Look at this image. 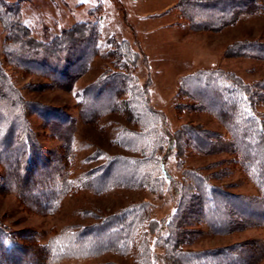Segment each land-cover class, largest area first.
<instances>
[{"label":"rangeland","instance_id":"obj_1","mask_svg":"<svg viewBox=\"0 0 264 264\" xmlns=\"http://www.w3.org/2000/svg\"><path fill=\"white\" fill-rule=\"evenodd\" d=\"M5 1L19 3L23 22L35 38L43 41L51 40L77 22H94L100 32L98 52L87 60L86 69L67 84H49L38 73L14 69L2 62L26 102L57 109L58 115L45 119L30 105L26 108V119L40 155L49 161V166H54L52 162L58 155L65 154L66 179L72 185L69 192L57 196L50 212L31 210L15 192L0 187V223L8 230L19 233L25 241L36 235L38 243L54 245L53 249L64 254L55 264H145V249L152 264H168L162 240L167 230L162 231L160 226L178 211V198L183 193L179 186L189 181L190 170L230 193L257 194L256 187L227 150L229 137L223 125L211 112L199 109L198 101L188 93L192 88L186 87V76L217 70L240 78L253 86L252 90H257L255 84H264L263 56L231 53L234 44L243 41L264 45L263 0H252L235 24L216 32L192 29L177 7L180 0ZM4 37L0 25V61H4ZM121 41L128 44L136 58L126 73L139 90V98L161 115L162 123L159 115H147L142 107L138 111L121 109L135 105L129 87L115 88L112 90L113 94L118 91L115 98L98 97V101L84 107L86 118L93 112L100 116L95 122L81 116L78 102L83 91L96 90L101 78L118 71L113 61L116 56L109 50ZM253 109L263 115L264 99L255 101ZM139 112L143 116L134 121L132 116ZM148 121L152 122L149 129L144 125ZM187 124L215 134L209 152H200L189 145L169 149L167 141ZM0 151L1 157L11 155L6 149ZM149 154L147 158H151L145 167L156 178L159 191L118 182L132 180V171H121L128 166L120 161ZM158 158L162 159L167 176L160 172ZM111 160L114 163L109 165ZM3 166L0 161V183L8 176ZM41 191L50 192L49 188ZM141 203L145 205L144 211L126 251L73 255L78 249L74 240L79 230L111 214L121 213L127 220L128 212L132 214V208ZM182 211V225L177 234L185 238L181 244L184 250L238 243L244 245L238 252L248 264H264L263 227L241 221L228 233H214L198 219L197 210L184 207ZM113 236L104 235L108 240L114 239Z\"/></svg>","mask_w":264,"mask_h":264},{"label":"trees","instance_id":"obj_2","mask_svg":"<svg viewBox=\"0 0 264 264\" xmlns=\"http://www.w3.org/2000/svg\"><path fill=\"white\" fill-rule=\"evenodd\" d=\"M251 1L180 0L177 7L189 21L192 29L216 32L235 24L238 17L247 11ZM262 8L264 10V0ZM0 25L5 31L2 43L4 61H0V112L5 113L0 114V150L6 149L11 154L7 155L10 157L0 156V161L5 164L3 167L8 172L5 182L1 181L0 187L15 192L29 209L50 212L54 209L52 204L57 196L71 190L72 185L66 179L68 159L64 153L58 155L52 162L53 167L49 166V161H44L36 144L35 135L29 128L26 108L31 105L45 119L53 117L58 111L36 102H26L2 62L14 69L38 73L47 78L49 84H67L86 69L87 60L98 52L100 32L94 22H77L51 40L37 39L23 22L19 3L5 0H0ZM232 48L231 53L238 56L249 54L264 57V45L257 42L243 41L234 44L233 50ZM227 51L226 55L229 53ZM109 52L116 56L113 61L118 71L101 78V82L96 84L98 85L96 90L83 91L78 102L81 116L86 121L95 122L100 116L93 112L86 118L84 107L98 101V97L113 95L115 98L118 91L113 94L112 90L128 87L132 88V105H135L130 109L124 106L122 110L138 111L142 107L148 112L147 115L153 117L159 115L139 98V90L126 73L129 65L134 64L135 58L128 44L124 41L115 43ZM255 85L258 86L257 90H252L254 87L243 83L240 78L231 74L225 75L217 70L199 71L186 76V87L192 88L188 89V93L198 101L199 109L211 112L223 125L229 137L227 150L234 155L236 164L256 187L257 194L243 196L230 193L222 186L209 184L203 175L190 170L189 181L179 186L183 193L178 198V211L170 221H164L160 226L162 231L167 230L162 240L168 264H248L238 252L243 244L184 250L181 244L185 238L179 237L177 233L182 225L180 220L183 218L184 207L197 210L198 219L204 221L214 233H228L241 221L264 228V114H257L253 109L255 101L264 99V84ZM113 104L114 102L110 107ZM141 116L143 114L139 112L132 118L139 121ZM159 117L162 123L161 115ZM149 122L151 121L144 123L147 129L152 125V122ZM213 136H215L213 132L187 124L172 135L167 144L169 149L175 147L181 149L183 145H189L195 150L207 153L214 144ZM149 156L151 154L141 158L126 157L120 161L128 166V169L121 171H132V180L127 178L118 182L129 186L144 185L151 191H159L156 178L145 167L151 158H147ZM162 162V159H157L160 172L167 176ZM113 163L114 160H111L108 164ZM90 184L94 185L92 180ZM44 188H49V194L41 191ZM144 206L141 203L139 207L132 208V214L125 210L128 212L127 220L121 213L111 214L79 230L74 240V243H78V249L73 255L126 251L141 219ZM114 234L117 235L114 237ZM104 235L113 236L114 239L108 240ZM84 237L88 238L84 240ZM27 239L25 241L19 233L8 230L0 223V264H55L62 259L64 254L53 249L54 245L38 243L36 235H30ZM143 254L144 263L152 264L148 257V249H145Z\"/></svg>","mask_w":264,"mask_h":264}]
</instances>
